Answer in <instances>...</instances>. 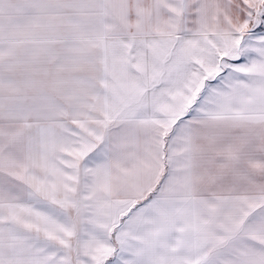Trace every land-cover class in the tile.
I'll return each instance as SVG.
<instances>
[{
  "label": "snow or ice",
  "instance_id": "6c2138e0",
  "mask_svg": "<svg viewBox=\"0 0 264 264\" xmlns=\"http://www.w3.org/2000/svg\"><path fill=\"white\" fill-rule=\"evenodd\" d=\"M0 264H264V0H0Z\"/></svg>",
  "mask_w": 264,
  "mask_h": 264
}]
</instances>
